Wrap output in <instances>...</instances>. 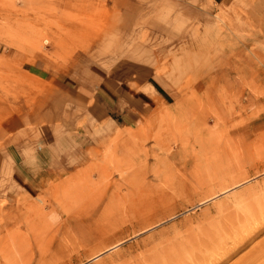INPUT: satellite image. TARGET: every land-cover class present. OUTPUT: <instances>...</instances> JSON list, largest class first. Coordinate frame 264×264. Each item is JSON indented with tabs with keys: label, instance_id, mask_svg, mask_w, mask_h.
<instances>
[{
	"label": "rangeland",
	"instance_id": "rangeland-1",
	"mask_svg": "<svg viewBox=\"0 0 264 264\" xmlns=\"http://www.w3.org/2000/svg\"><path fill=\"white\" fill-rule=\"evenodd\" d=\"M250 1L229 0L203 27L184 23L180 3L164 8L175 38L153 41V23H131L116 0H0V264L52 252L55 264L264 263V8L250 22ZM212 2L195 3L194 21ZM76 52L135 90L158 62L182 100L156 113L146 87L155 107L88 151L70 134L84 114L40 122L46 80Z\"/></svg>",
	"mask_w": 264,
	"mask_h": 264
},
{
	"label": "crops",
	"instance_id": "crops-1",
	"mask_svg": "<svg viewBox=\"0 0 264 264\" xmlns=\"http://www.w3.org/2000/svg\"><path fill=\"white\" fill-rule=\"evenodd\" d=\"M143 1L116 0L126 12L122 14L131 23L152 22L151 29L147 30L149 31L148 36L152 37L153 41L155 39L159 41L163 40L162 34L165 33L168 34L170 39L175 38L176 32H174V28H176L178 23L175 16L176 11L167 15L164 8H176L178 3H180L179 6L182 9L180 10V13H182L181 18L184 17V23L199 22L203 27L205 24L212 23V19L217 14L216 10L224 6V3H228L229 0H156L151 10ZM243 1L245 0H231L234 6H241ZM210 2L214 3L216 7L207 11L202 10L203 13L200 15V20L194 21L193 8L198 7L195 3L210 5ZM250 2V0H246V3ZM252 7L256 14L246 17H249L250 20L248 21L250 22H258L260 17L262 18L259 14V9L264 8V0H255L252 3ZM206 19L208 20L206 21ZM240 20L245 21L244 16H241ZM234 21L237 22L236 20ZM158 44L159 42L156 43V46ZM224 53L231 55L234 52L225 51ZM217 63L213 68L214 70L211 69L208 72L214 85L224 78V68L222 69ZM155 65L156 68L153 67L150 73L145 76L139 74L135 83L132 82V84L136 85L135 90L128 85L130 80L127 78L121 81L116 78H110V74L104 70L105 67L97 59L92 58L89 53L76 52L67 64L66 68L69 72L55 74L54 77L46 80V94L43 100L41 98L42 102L39 108L41 112L40 122L43 123L44 118L48 122H50V118L52 120L56 118L55 120L59 123V112L64 114L67 108H73L75 111L74 115L84 114L85 123L80 128L78 126L71 128L70 134L74 136L71 137V141L76 139V136L77 139L83 141V147L86 146L88 151L95 150L97 148L96 144L102 142L100 138L102 134H112L113 127L118 130L133 128L155 107V104L150 99L142 95L146 87L151 89L153 98L156 99V113L161 105L174 106L182 100V94L177 87L172 82L167 81L159 72L158 62ZM53 98H55V101H53ZM94 114L97 118L91 121V117ZM102 122L108 123L110 131L102 127ZM63 156L65 155H59L56 158L57 163L55 165L57 167H60L63 163L68 164V161L65 160L68 157L65 156L66 158L64 159ZM81 158L83 159L82 156ZM62 172L63 170L58 171L57 169L54 174L62 175Z\"/></svg>",
	"mask_w": 264,
	"mask_h": 264
},
{
	"label": "bare ground",
	"instance_id": "bare-ground-1",
	"mask_svg": "<svg viewBox=\"0 0 264 264\" xmlns=\"http://www.w3.org/2000/svg\"><path fill=\"white\" fill-rule=\"evenodd\" d=\"M264 215V214H263ZM259 218V217H258ZM257 218V219H258ZM262 221H263V219H262ZM262 221H261V223H262ZM259 222V221H258ZM252 223V222H251ZM256 223V222H255ZM260 223V224H261ZM262 224H264V223H262ZM262 224H261V226H262ZM249 225V224H248ZM257 228H258V225H257ZM250 229V228H249ZM254 229L257 231V229L255 228V225H254ZM259 229V228H258ZM263 230V229H262ZM258 232V231H257ZM261 232V231H260ZM245 233V232H244ZM255 234V233H254ZM249 234H247V236H248ZM250 236H252V233H251V235ZM240 238H241V236H240ZM244 240L243 241H247V240H245V237L243 236L242 237ZM248 238V237H247ZM253 238V237H252ZM251 238V239H252ZM239 239V238H238ZM242 240V239H241ZM249 240V239H248ZM75 242H68V244H70V245H73ZM237 243H239V242H237ZM242 243V242H241ZM240 243V244H241ZM247 243V242H246ZM176 244V243H175ZM185 244V243H184ZM239 244V245H240ZM242 244H244V242L242 243ZM67 245V244H66ZM174 245V244H173ZM246 245V244H245ZM179 246V244L178 245H176V247H178ZM236 247V244H235V242H234V245H233V247ZM68 247V246H67ZM174 247V246H173ZM172 247V248H173ZM180 247V246H179ZM238 247V246H237ZM175 248V247H174ZM235 249V248H234ZM238 249V248H237ZM231 250H232V246H231ZM174 251H176V248L174 249ZM233 251V250H232ZM47 253V252H46ZM172 253V252H171ZM170 253V254H171ZM166 254H168V253H166ZM169 254V255H170ZM226 254V253H225ZM230 254V253H229ZM165 255V254H164ZM163 255V256H164ZM160 256V255H159ZM226 255H224L222 258H221V260L222 259H224V257H225ZM228 256V255H227ZM49 257H51V259H49L48 260V258ZM162 257V256H161ZM167 257V256H166ZM165 257V258H166ZM156 258H158V257H156ZM163 258V257H162ZM209 258V257H208ZM58 259H59V256H58V253H56V252H52L50 255H47L46 257L44 256L43 258H42V261H41V263L40 264H55L57 261H58ZM166 259H168V260H165V259H160V257H159V259H152L153 260V262L156 264H177V262H174V259H172V258H166ZM41 260V259H40ZM225 260H227V258L225 259ZM193 261V260H192ZM222 261H224V260H222ZM141 262V261H140ZM210 262V261H209ZM212 262V261H211ZM226 262V261H225ZM246 262V261H245ZM244 262V263H245ZM182 263V262H181ZM251 263V262H250ZM184 264V263H183ZM218 264V263H217ZM220 264V263H219ZM245 264H247V263H245ZM264 264V263H263Z\"/></svg>",
	"mask_w": 264,
	"mask_h": 264
}]
</instances>
